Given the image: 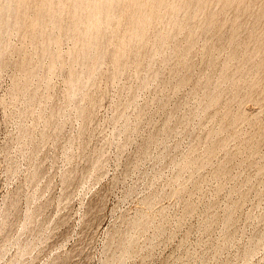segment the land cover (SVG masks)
<instances>
[{
  "label": "rangeland",
  "instance_id": "374dc122",
  "mask_svg": "<svg viewBox=\"0 0 264 264\" xmlns=\"http://www.w3.org/2000/svg\"><path fill=\"white\" fill-rule=\"evenodd\" d=\"M39 1L0 28V264H264V0H165L122 65L151 7L114 0L94 68Z\"/></svg>",
  "mask_w": 264,
  "mask_h": 264
},
{
  "label": "bare ground",
  "instance_id": "6f19581e",
  "mask_svg": "<svg viewBox=\"0 0 264 264\" xmlns=\"http://www.w3.org/2000/svg\"><path fill=\"white\" fill-rule=\"evenodd\" d=\"M1 1H3L2 3H1ZM36 1V0H35ZM42 1V0H41ZM45 1H48L49 2V0H45ZM53 1H55V0H53ZM52 0H50V2H49V4H46L44 1H42V5H41V2H40V4H38V5H40V8H39V10H38V8H37V14L35 15V17H34V24L36 25V23L37 24H39L38 22H40V21H45L46 22V19L47 18H49V20H50V16H52L51 18H53V16H55V18L57 17V15H58V17L60 16L59 14H61L60 13V8H62V6H64L65 4H66V2L68 3V1L70 2L71 0H56L55 2H53ZM120 1H122V0H118V3H117V7H119L120 8V12H122V11H124V12H126V13H128L127 11H128V8H127V6L128 5H126V4H123V5H118V4H120ZM140 1V0H139ZM16 4H14V3ZM29 2V1H28ZM32 2V1H31ZM38 2V3H39ZM73 2V3H72ZM72 2H70V4H72V7H73V16H71L72 17V22H73V26H74V28L75 29H78L79 28V24H80V22L82 21L83 23H85V25H84V27L85 28H82V30H84V34L83 33H80V34H83L82 36L83 37H85L84 39H85V41L83 42V43H81V44H83V46L79 49V51H78V53L76 52V55H75V60H77V62H78V59L82 56V57H85V59L86 60H88L87 58H89V57H92V55L94 54H96L97 55V58H96V60H95V62H90V63H92L91 64V67L92 68H94V66H93V63H97L96 61H97V59L101 56V54H102V47L103 46H101L102 44H101V40H100V37H101V33L103 32V30L102 29H106V28H108V26L110 25V22L112 21V19L114 18V17H116L115 16V11H117L116 10V8L117 7H115V6H113V4H114V0H73ZM136 2L137 1H135V5H136ZM141 6H143V8H144V6L146 5H148V6H150L151 8H150V10H148V11H145L144 10V12L140 15V16H138V13H137V16L136 15H134V13H135V9L133 10V16H131L130 18V21H129V23H130V25H129V34L128 35H124V36H121L122 38H120L121 39V43H119V44H121V46H118V49H116V47H115V49L117 50L114 54H113V58H114V60L118 63H114V64H116V65H122L124 62H126V60H127V57H128V55H126V53L128 52H126V49L128 48V46H129V44L128 43H130L131 42V40L133 41L134 39L133 38H135V37H138V39H140L139 38V36L138 35H140L141 34V36H145V32H143V31H145L146 30V27L148 26L147 25V22H148V19H149V21L151 20V17L152 16H155L154 14H155V12L156 11H158L157 12V14L159 13V8L164 4L163 2H165V0H141ZM183 2V3H182ZM182 2H179V3H176V2H173V3H171V6L172 7H174V8H176V7H179V6H181L182 4H184V2L185 1H182ZM134 3V2H133ZM15 6H14V5ZM26 4V0H0V28H5V29H10V26L11 25H14L15 26V24H19L21 21L23 22L24 20H22V19H20L19 17L20 16H22L21 14L23 13V8H25V5ZM31 4V3H30ZM28 5V4H27ZM57 5V6H56ZM67 5V4H66ZM134 5V6H135ZM140 5H138L137 4V6H140ZM137 6L135 7V8H137ZM141 6H140V8H141ZM39 7V6H38ZM56 7H57V9H56ZM31 8V7H30ZM129 8H130V5H129ZM149 8V7H148ZM26 9V8H25ZM28 9V8H27ZM62 9H64V8H62ZM131 9V8H130ZM142 9V8H141ZM5 10L7 11V13L5 12ZM68 10V9H67ZM70 10V9H69ZM125 10H127V11H125ZM139 10V9H138ZM32 11V10H31ZM36 11V10H35ZM118 11H119V9H118ZM160 11H161V9H160ZM24 12H25V10H24ZM28 12V11H27ZM70 12V11H69ZM142 12V11H141ZM13 13H15L16 14V16H15V14H13ZM25 14H27V13H25ZM30 14V13H29ZM68 14V13H67ZM12 15H14L15 17H16V19L15 18H13V16ZM20 15V16H19ZM50 15V16H49ZM62 15V14H61ZM71 15V14H70ZM124 15V14H123ZM28 16V15H27ZM26 16V17H27ZM47 16H49V17H47ZM66 16V15H65ZM32 17V16H31ZM119 17V16H118ZM70 18V17H69ZM11 19H15L13 22V24H12V20ZM26 19H28V18H26ZM32 19V18H31ZM68 19V18H67ZM66 19V20H67ZM115 19V18H114ZM52 20V19H51ZM57 20V19H56ZM116 20V19H115ZM26 21V20H25ZM29 21H30V19H29ZM27 22V21H26ZM42 22H40V23H42ZM48 22V21H47ZM55 22V21H54ZM67 22V21H66ZM70 22V21H69ZM71 22V23H72ZM116 22V21H115ZM128 22V21H127ZM173 22H178V20H176V19H174V21ZM31 24H32V22H30ZM56 23V26H57V24H58V22H55ZM60 23V22H59ZM63 23V22H62ZM61 23V24H62ZM150 23V22H149ZM21 24V23H20ZM52 24V23H51ZM60 24V26L62 27V25ZM119 24V23H118ZM33 25V24H32ZM55 25V24H54ZM67 25V24H66ZM125 25V24H124ZM16 26H18V25H16ZM39 26V25H38ZM44 26V25H43ZM42 26V27H43ZM55 26V27H56ZM105 26V27H104ZM146 26V27H145ZM30 27V26H29ZM35 27V26H34ZM61 27H60V29H61ZM64 27V26H63ZM66 27V26H65ZM67 27H69V25L67 26ZM104 27V28H103ZM118 27V26H117ZM125 27V26H124ZM13 28V27H12ZM20 28H21V26H20ZM30 28H32V27H30ZM47 28H48V26H47ZM58 28V27H57ZM73 28V27H72ZM120 28V27H119ZM33 29V28H32ZM49 29V28H48ZM59 29V28H58ZM63 29V28H62ZM117 29V28H116ZM145 29V30H144ZM52 30V29H51ZM69 30V29H68ZM67 30V31H68ZM114 30V29H113ZM30 31V30H29ZM54 31H55V29H54ZM53 31V32H54ZM126 31V30H125ZM30 32H32V31H30ZM36 32V31H35ZM63 32V31H62ZM61 32V33H62ZM77 32V31H76ZM81 32V31H80ZM119 32V31H118ZM127 32H128V30H127ZM127 32H125V33H127ZM144 33V35H143V33ZM50 33V32H49ZM61 33L59 32V34L61 35ZM68 33H69V31H68ZM75 33V32H74ZM44 34V33H43ZM42 33H41V35H43ZM123 34V33H122ZM44 35H46V34H44ZM56 35V34H55ZM55 35L53 36L52 34L51 35H46V37L47 38H51V39H49V40H52V38L53 39H55L56 37H55ZM74 35V34H73ZM85 35V36H84ZM102 35H103V33H102ZM110 35V34H109ZM33 36V35H32ZM36 36V35H35ZM34 36V37H35ZM64 36H67V35H64ZM108 36V35H107ZM140 36V37H141ZM41 37V36H40ZM43 37V36H42ZM58 37V36H57ZM61 37H62V35H61ZM60 37V38H61ZM73 37V36H72ZM78 37V36H77ZM81 37V36H80ZM148 37V36H147ZM167 37H168V35L166 34V33H161V35H160V40L161 41H164V40H166L167 39ZM74 38V37H73ZM102 38V37H101ZM114 38V37H113ZM141 38H143V37H141ZM145 38V37H144ZM143 38V39H144ZM38 39V38H37ZM58 39V38H57ZM74 39H77V38H74ZM83 39V38H82ZM81 39V40H82ZM119 39V40H120ZM136 39V38H135ZM138 39H136V40H138ZM143 39H141L142 41H143ZM149 39V38H148ZM147 39V40H148ZM33 40H34V38H33ZM80 40V39H79ZM110 40V39H109ZM35 41H37V40H35ZM116 41H117V39H116ZM58 42V41H57ZM104 42V41H103ZM59 43V42H58ZM147 43V42H146ZM146 43H144V44H146ZM45 44V43H44ZM46 45V44H45ZM44 45V46H45ZM106 47H107V44L105 45ZM45 49H47V48H45ZM105 49V48H104ZM49 50V49H48ZM47 50V51H48ZM129 50V49H128ZM130 51V50H129ZM52 52V51H51ZM126 52V53H125ZM57 53V52H56ZM107 53V52H106ZM51 54V53H50ZM57 54H59V52L57 53ZM112 54V53H111ZM128 54V53H127ZM52 55V54H51ZM61 55V54H60ZM59 55V56H60ZM98 55H100L99 57H98ZM105 55V54H104ZM52 56H55V54H53ZM58 56V58H60ZM55 57H57V56H55ZM87 57V58H86ZM102 57V56H101ZM53 58V57H52ZM51 58V59H52ZM93 58H95V57H93ZM57 59V58H56ZM74 59V58H73ZM84 59V60H85ZM55 60V59H54ZM53 59H52V62H54V63H52L53 65L55 64V62L56 61H54ZM58 60V59H57ZM60 60V59H59ZM75 60H73L74 62H75ZM80 60V59H79ZM85 60V61H86ZM89 60H90V58H89ZM82 61V60H81ZM99 61V60H98ZM102 61V60H101ZM113 61V60H112ZM87 62V61H86ZM73 63V62H72ZM71 63V70H70V74H68V76H69V84L71 85L70 86V88L72 89L73 88V90H74V88H75V84H77V82L79 81V80H81V78H82V71L83 70H79V71H77V68L76 69H74L75 68V65H73ZM76 63V62H75ZM81 63V62H80ZM85 63V62H84ZM88 63V62H87ZM99 63V62H98ZM141 63V62H140ZM72 65H73V67H72ZM83 66V65H82ZM85 67V66H84ZM95 67H96V65H95ZM86 68H87V66H86ZM81 69H83V68H81ZM91 69V68H90ZM92 71V70H91ZM92 73V72H91ZM69 86V85H68ZM69 88V87H68ZM69 91H72V90H69ZM190 162H187L186 163V165H188Z\"/></svg>",
  "mask_w": 264,
  "mask_h": 264
}]
</instances>
